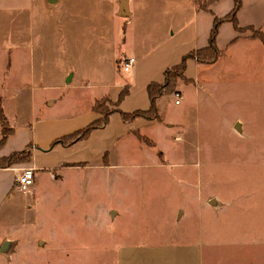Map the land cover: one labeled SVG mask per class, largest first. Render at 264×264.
<instances>
[{"label":"rangeland","instance_id":"rangeland-1","mask_svg":"<svg viewBox=\"0 0 264 264\" xmlns=\"http://www.w3.org/2000/svg\"><path fill=\"white\" fill-rule=\"evenodd\" d=\"M36 4V36L28 51L32 59L23 64L26 53L21 59V52L17 53L19 63L14 59L22 83L9 82L6 69L3 71L0 66V101L9 120H13L12 125H7L21 128L16 137L20 149L28 146L27 141L34 135L25 126L37 125L38 140L34 143L39 148L33 146L32 162L40 170L34 184L25 191L16 181L21 172L12 167L0 168V181L4 183L0 195V264H117L116 252L110 245L112 229L119 227L120 220L154 224L163 216V223L180 204L193 208L198 216L194 223L207 220L215 238L222 233L227 241L237 238L244 243L239 255L233 251L223 264H236L238 259L239 264H264V28L243 29L235 39L237 43L222 51L215 62L200 63V71L194 72V85L181 83L185 98L178 87L180 93L160 99L165 121H185L158 124L148 134L156 139L152 138L164 168L139 165L126 169V164L113 158L111 167L95 162L89 169L68 164L45 171L41 169L65 153L44 152L49 149V140L39 139L45 135L46 126H50L48 136L87 126H79L81 118L89 115L91 97L82 86L94 85V80L109 84L115 100H119L121 84L132 75L121 69L124 58L118 55L129 47H138L141 29L147 33L153 28L144 4L138 5L134 22L117 15L118 0H37ZM189 4L188 0L153 2L152 11L159 7L168 14L164 20L154 19L155 26L158 20H174L175 10H185L182 21H187ZM3 26L0 20V28ZM11 26H15L14 21H10L8 27ZM224 33L230 34L226 29ZM181 35L174 42H180ZM157 40L153 29L150 42L158 43ZM185 40L186 37L182 42ZM169 44L162 36L160 49L165 50ZM10 52L14 57V48ZM30 62L33 67L26 70ZM67 69L76 73L71 84L65 80ZM5 83L16 88L7 91L3 88ZM142 83L139 79L132 85L131 94L121 100V107L128 105L133 95L138 100L147 98ZM66 84L69 87L63 86ZM18 88H24V93L14 99L11 92ZM49 97L58 100L49 106ZM108 98L99 99L113 109L115 105L107 102ZM177 99H181L182 106L175 104ZM19 111L25 113L21 120L14 118ZM76 118H80L77 126L72 122ZM163 121L164 113L160 122ZM7 146L8 140L0 148L5 150ZM147 159L153 158H142V163H148ZM184 165L191 166L188 173L195 172L191 183L211 194L208 198L212 197L216 204L227 205L220 213L200 212L196 207L199 204L184 200L179 192V184L183 185L187 174L180 168ZM19 166L29 168L31 163ZM132 205L137 212H129L122 219L113 218L112 210ZM150 213L160 214L156 218ZM162 233L168 239L172 236L164 230ZM248 239L256 243H249ZM8 240L10 245L3 252Z\"/></svg>","mask_w":264,"mask_h":264},{"label":"crops","instance_id":"crops-1","mask_svg":"<svg viewBox=\"0 0 264 264\" xmlns=\"http://www.w3.org/2000/svg\"><path fill=\"white\" fill-rule=\"evenodd\" d=\"M57 1V0H56ZM72 2V0H67ZM76 3L80 1L75 0ZM117 3V0H115ZM128 1V11L130 15L126 18V22H134L136 15L138 13V5L144 4V12L152 19V28L157 33L158 43L151 44L150 39L152 36L153 29H150L147 33L143 29L140 30L138 47L132 46L127 48L118 55L123 57L125 62L128 58H135L136 62L129 71L132 78L127 77L124 79L120 88L121 91L126 85L130 86V92L127 96L131 94V88L133 84H137L140 79L142 83V91L145 93V98L142 97L140 100L135 98V95L131 98V102L128 105H119V109L125 112H133L137 109H148L150 107V99L148 96L147 87L152 81H164L166 69L173 67L174 65L180 63L183 57L193 50L203 48L208 45L209 38L211 34L212 27L214 25L215 15L208 10L199 9L197 0L189 1V19L187 21H182L185 10H180L176 13V10L172 13L174 20L171 21H157V27L155 26L154 19L164 20L168 14L161 10L159 7L156 8V12L152 11L154 6L153 2L158 0H127ZM37 0H0V20L3 22L4 26L0 28V66H3V71L7 74V80L9 82H21V78L18 77L19 70H15L16 65H14V59L19 63L17 53L21 52L23 59V54L26 53L25 58L22 60L23 64L29 62L32 59V55L28 53L32 49V37H35V18L37 13ZM55 3V2H54ZM174 3H178L174 1ZM118 11L121 8V0H118ZM235 0H219L211 5L213 12L222 17L231 11L234 7ZM178 10V9H177ZM80 11H78L79 13ZM121 16V15H119ZM78 18V17H77ZM238 19L242 27L254 26L255 28H264V0H243V6L238 12ZM10 21L15 22L14 27H8ZM130 24L128 23V28ZM167 26V27H166ZM230 32L229 35L224 33V30ZM232 22H224L220 27V32L218 35V47L224 51L230 48L231 45L237 43L235 40L238 38L239 32L235 29ZM186 32V34H185ZM182 33L180 37V42H174L177 35ZM162 36H165L166 41L170 42L169 46L165 50H161L159 46V41ZM186 37V40L182 42ZM6 43V44H5ZM179 43V44H178ZM14 48L15 55L12 57L10 49ZM116 58V57H115ZM32 62V61H31ZM28 64L26 70L33 67V63ZM31 66V67H29ZM8 68V69H7ZM124 68L121 67V69ZM195 71H200V63L195 58H189L186 75L192 80L196 81ZM65 80L67 84H71L74 81L76 73L67 69L65 71ZM71 76V80H70ZM198 76V75H197ZM33 78V73L31 76ZM115 78H117L115 76ZM15 79V80H13ZM70 80V81H69ZM94 85L89 84V86H82L91 94L89 98V115L85 118H81L79 126L84 124L89 125L92 121L97 119L100 115L95 112L92 108L94 102L103 97L109 96L113 101L116 96L111 92L109 84L105 82L98 83L94 80ZM22 83V82H21ZM3 86L5 90L12 91L13 86H9L8 83ZM24 84V83H23ZM63 85L69 87V85ZM188 84V83H187ZM194 85V83L192 82ZM190 85V84H188ZM31 88V87H29ZM34 88V87H33ZM20 89V90H18ZM16 91L11 92L12 98L16 99V95L23 94L24 88H18ZM44 90V86L42 87ZM99 89V90H98ZM179 90L182 92V98H185L184 88L182 84L179 86ZM120 91V93H121ZM162 99H166L163 97ZM57 98L49 97L47 99V104L52 106L57 101ZM175 104H177L175 102ZM178 106H182L183 102L180 101ZM161 113H164V121L160 122L156 119L149 120L146 118L138 117L132 121L126 122L123 120L120 112L111 113L105 125L100 128L94 129L86 139L77 141L73 145L66 146L62 143L54 145L53 143L64 135L75 132L81 129L74 128L70 132L63 134L69 130H63L55 133L54 135L48 136V128L46 126L45 135L39 140L46 141L49 140V145L46 151H60L65 152L61 154L54 163L46 166L41 170H47V168H55L58 166H65L68 164H77L87 169L94 166L95 162L108 163L104 164L107 167H111L113 163V158H118V162L121 165L126 164V169L135 168L139 165H151L155 168H164V164L158 159L161 158L158 154L157 146L155 141L152 139L155 137H150L149 132L151 129H156L158 124L163 125L165 121V112L160 108ZM5 111V110H4ZM5 117L7 123L13 124V120H9L5 112ZM19 117L23 119L25 113L23 111L15 112L14 118ZM37 116H35L36 121ZM80 118L73 119L72 122L77 126V121ZM174 121V120H173ZM29 123V122H28ZM173 123H183L184 120H178L168 123L172 125ZM25 127L30 128L34 135L27 141L28 146H34L38 149V144L34 143L37 138V125L31 124ZM86 127V126H85ZM13 128V133L8 138V146L5 150H1L0 155H9L15 151H20L26 149H20L17 145V132L21 128ZM84 128V127H83ZM16 129V130H15ZM23 130H26L23 128ZM145 135V136H144ZM151 139L154 141V145H151L145 139ZM147 136V137H146ZM2 137V129L0 131V139ZM156 140V139H155ZM157 142V141H156ZM36 144V146L34 145ZM77 158V159H72ZM142 158H153L148 160V163H142ZM187 162V161H183ZM31 168L35 171V180L37 176V170L39 167L32 162ZM187 174L183 176L184 183H180L179 192L182 193L184 200L191 203L199 204L196 206L201 212L202 210L210 212H218L226 207L227 205L216 204L212 197L208 198L211 194H206L205 189L198 188L194 183H191V179L194 180L195 172L188 173L191 171V166H180ZM13 171L19 173L23 169L22 166L12 167ZM204 173H202L203 176ZM19 174H17L18 176ZM16 176V179H17ZM35 182V181H34ZM1 193L4 191V183L0 181ZM208 198V199H207ZM229 206V205H228ZM129 212H137L134 205L128 206L126 208L117 207L112 210V216L115 219L126 217ZM217 213V214H218ZM158 214L150 213L151 217L158 218ZM163 216L156 219L154 224H149L147 221L144 223L131 222L128 219H122L119 222V227L112 229L113 237L111 239V248L116 252L117 264H223L228 262V259L232 257L233 251L239 255V247L243 242H239L237 238H232L231 240H225L222 233L217 238L210 234L208 229L209 222L207 220L201 221L200 224L194 223L198 216L194 213L193 208L189 204H180L173 208L172 212L163 219L164 222H160ZM160 219V220H159ZM170 228V229H166ZM171 234L172 236L168 239L165 238L162 231ZM161 235V237H160ZM249 243H256L255 240L248 239ZM259 242V241H257ZM241 245V246H240ZM235 256V255H234ZM233 256V258H234ZM236 264H239V259Z\"/></svg>","mask_w":264,"mask_h":264},{"label":"trees","instance_id":"trees-1","mask_svg":"<svg viewBox=\"0 0 264 264\" xmlns=\"http://www.w3.org/2000/svg\"><path fill=\"white\" fill-rule=\"evenodd\" d=\"M217 1L219 0H197L199 9L211 11L215 15L214 25L211 30L209 43L203 48L193 50L189 54L185 55L180 63L166 69L164 74V81H152L148 84L147 91L150 99V107L148 109H137L133 112H125L119 109L118 106L120 105L121 100L124 99L130 92V86L126 85L120 93L119 100L113 101L111 98L107 99V102H112L115 105L113 109L107 107L106 103L104 104L102 102L103 99H97L94 102L92 108L100 116L86 127L76 130L73 133L62 136L61 138L57 139L53 144L57 145L62 143L66 146H70L76 143L77 141L86 139L94 129L103 127L107 121L108 116L113 112H120L123 120L126 122L132 121L138 117L146 118L149 120L156 119L158 121H162L163 114L161 113L159 106L160 99L163 97H168L169 95H172L176 92L180 93V91H178V87L182 82H194L192 78L186 75V69L189 58H195L199 63H212L215 62L222 53V50L218 47V35L220 32V27L224 22H232L238 32H242V30L246 28L257 29L252 25L246 27H242L240 25L238 19V12L243 6V0H235L234 7L231 9V11L222 17L216 15L210 8L211 5ZM257 30L261 31V28ZM262 40L264 42V37H262ZM0 119L2 121V137L0 139V146H2L7 142L9 136L13 133L14 130L12 127L7 125L5 112L1 101ZM141 138L148 141V143H150L151 145H154V143L149 142L150 139H146L143 136H141ZM32 160V146H28L24 150L15 151L9 155H0V168L14 167L25 162L32 163ZM104 162L106 164L108 163L107 161Z\"/></svg>","mask_w":264,"mask_h":264},{"label":"built area","instance_id":"built-area-1","mask_svg":"<svg viewBox=\"0 0 264 264\" xmlns=\"http://www.w3.org/2000/svg\"><path fill=\"white\" fill-rule=\"evenodd\" d=\"M136 59L131 57L125 60L124 62V70L125 71H129L132 66L135 64ZM178 96L180 97V94H178ZM181 101V99H177L176 103L179 104ZM34 179H35V171L33 168L29 167V168H23L21 170V173H19V175L17 176V183L19 184V186L27 191L29 190L30 186L32 184H34Z\"/></svg>","mask_w":264,"mask_h":264},{"label":"water","instance_id":"water-1","mask_svg":"<svg viewBox=\"0 0 264 264\" xmlns=\"http://www.w3.org/2000/svg\"><path fill=\"white\" fill-rule=\"evenodd\" d=\"M49 2L50 3H54V2H56V0H49ZM119 15H121L122 17H128L130 15V12L128 11V1L127 0H121V8H120V11H119ZM10 242L11 241L8 240V241H6L4 243V246L2 248V251L3 252H5V250L7 249V247L10 245Z\"/></svg>","mask_w":264,"mask_h":264}]
</instances>
